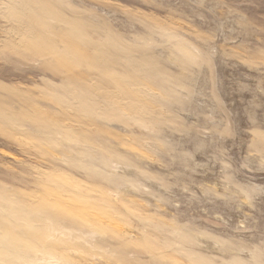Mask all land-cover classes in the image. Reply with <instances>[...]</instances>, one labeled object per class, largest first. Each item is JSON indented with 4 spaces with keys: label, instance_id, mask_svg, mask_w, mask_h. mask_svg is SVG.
Here are the masks:
<instances>
[{
    "label": "rangeland",
    "instance_id": "obj_1",
    "mask_svg": "<svg viewBox=\"0 0 264 264\" xmlns=\"http://www.w3.org/2000/svg\"><path fill=\"white\" fill-rule=\"evenodd\" d=\"M0 264H264V0H0Z\"/></svg>",
    "mask_w": 264,
    "mask_h": 264
}]
</instances>
